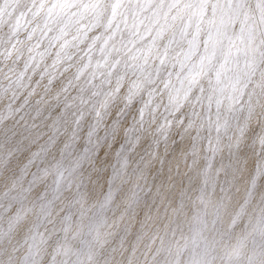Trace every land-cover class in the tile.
Returning <instances> with one entry per match:
<instances>
[{"label":"snow or ice","instance_id":"snow-or-ice-1","mask_svg":"<svg viewBox=\"0 0 264 264\" xmlns=\"http://www.w3.org/2000/svg\"><path fill=\"white\" fill-rule=\"evenodd\" d=\"M235 3L240 33L224 34L209 21L203 39L202 0H0L7 56L15 54L0 92L24 124L22 139L47 137L40 146L46 152L61 138L71 147L83 134L87 146L118 149L131 126L137 138L180 149L194 133L188 155H196L198 141L210 153L206 184L217 153L239 151L254 109L264 107V38L256 42L246 0ZM252 11L264 24V0ZM261 175L264 155L255 161L253 188Z\"/></svg>","mask_w":264,"mask_h":264},{"label":"rangeland","instance_id":"rangeland-1","mask_svg":"<svg viewBox=\"0 0 264 264\" xmlns=\"http://www.w3.org/2000/svg\"><path fill=\"white\" fill-rule=\"evenodd\" d=\"M247 4L252 5L251 11L256 8L251 0H246ZM252 14L257 19L254 33L258 42L264 38V24L259 23L258 14L255 11H252ZM221 18L226 21L224 26L216 25L217 20ZM197 19L200 27L207 19L212 21L222 33L235 36L240 33L243 16L237 10L235 0H202ZM196 27L197 24L193 22L188 30L195 31ZM206 32L207 29L201 33V38L206 39ZM0 40H2L0 80H3L7 68H2L1 62L9 49L6 28L0 30ZM9 64L8 70L12 67V62ZM7 100L8 97L0 92V124L12 115ZM20 123L23 124L22 121ZM22 135L23 133L18 135L17 142L10 145L9 138L4 137L0 140L6 146L5 151L0 153V180L6 172H12L8 185L0 187V247L11 240L13 231L17 227L25 224L23 219L33 210L38 209L39 218L34 223L33 229L14 248V255L18 256L13 257V259L17 258L15 264H107L132 209L135 206H146L153 195V186L164 182V180L160 181L161 164L174 150L173 145L169 147L161 143L156 146L151 143V137L143 142V134L137 138L131 126L125 130L127 139L118 149L111 143L101 146L93 142L87 146L81 134L79 142H68L71 147H65L67 138H61L55 144L49 145L46 152H41L40 146L45 144L47 137L34 144L30 138L22 139ZM261 140L260 137V143ZM129 141L132 142V146L122 158L119 157ZM56 145L60 146V151L54 156H48L50 150ZM198 146H203L205 150L202 154L203 163L199 169V174L202 176L200 181H203L197 185L191 184L175 204L178 212L189 216L186 218L185 227L187 235L179 236L181 223L171 220L160 242L159 247L162 252L156 255L151 264H161L167 258L179 259L183 264H193L194 253L197 254L196 264H261V260L264 259L261 256V252L264 251V212L262 211L259 212L261 220L249 228L250 238L239 235L234 241L236 251L242 248L247 249L246 258L241 260L238 256H230L219 261L217 250L222 244L231 245V232L242 227L240 224L242 211L251 203L254 193L264 188V183L261 182L264 175L256 180L254 188L250 180L243 195L244 203L229 223L231 230L226 234L217 233L216 229L221 225L224 216L221 208L222 201L234 195V191L228 185L229 178L226 175L216 182V172L220 170L223 172L225 169V163L219 158L220 152L217 153L211 169L207 172L205 184V157L210 153L207 151L206 142L198 141L196 147ZM191 150L192 147L185 153L182 161L188 166L192 163L191 156L188 155ZM97 152L100 153L98 159ZM25 153H29V156L22 163V167L13 168L12 161ZM46 156L50 158L49 164L44 161ZM260 156L262 155L254 156V162ZM107 160H110V164L106 162ZM155 160H158V167L149 171V167L157 163ZM101 163H108L109 182L106 184L105 192L94 202V205L88 207L87 215L82 220L77 217L78 209L75 204L83 196L88 177L100 167ZM15 169L18 170L13 173ZM113 169L117 172L114 173ZM213 194L221 195L222 199L207 213L206 206ZM121 195H127V198L123 201L124 206L117 209L116 200ZM262 207L261 209L264 210V205ZM73 226L77 229L76 236L70 235ZM173 233L174 237L170 238ZM168 235L169 237H166ZM207 235H213L214 246L206 250L202 241ZM151 246L152 244L145 245L147 252L152 248ZM124 262V258L119 261L120 264ZM8 263L4 260L0 264ZM133 264H147V262L136 253Z\"/></svg>","mask_w":264,"mask_h":264},{"label":"bare ground","instance_id":"bare-ground-1","mask_svg":"<svg viewBox=\"0 0 264 264\" xmlns=\"http://www.w3.org/2000/svg\"><path fill=\"white\" fill-rule=\"evenodd\" d=\"M251 2L253 5L257 6V0H251ZM246 6L249 9L248 15L251 21V19L254 18L251 11L252 5L247 4ZM208 22L209 20L205 19L202 23L201 33L208 29ZM177 23H179V20H177ZM225 23L226 21L221 18L217 20L216 25L224 26ZM252 27L254 30V25H252ZM13 55L11 57L6 55L5 59L1 62V67L7 68L5 70V74L9 71V63L15 59V54ZM247 123V132L239 145V151H237L234 147L232 149V154L230 155L227 148H223L219 153L220 160L225 163V169L223 172H221V170L216 172V182H219L222 176L226 175L229 178L228 185H230L231 189L234 191V195L226 197L221 204L224 216L221 225L216 229V232L220 234H222V232L226 234L231 230L229 223L235 218L238 209L244 203L245 199L243 198V195L249 186L255 164L253 157L257 155H264V145L260 143V137L264 139V107L257 106L254 109L252 117ZM23 128L24 124L18 122V116L12 113V115H9V118L5 122L0 124V140H3V138L6 137L9 138V145L16 143L17 136L23 133ZM174 131L175 129H173V132ZM193 134L194 133L186 134L182 147L180 149L174 148V150L170 152L168 158L161 164L160 181L164 180V182L153 186V195L151 199L147 201L148 203L146 206H135L132 209L131 213L127 217L128 220L125 222L126 224L123 226V229H121V236L115 244L112 257L109 259L107 264H120L119 261L122 260V258L125 260L124 264H133L136 253H138V255L142 257L147 264H151L152 261H154L153 258H156V255L162 252L159 247L161 246L160 242L162 241V236L169 227L171 220L176 223H181L179 236L184 237L187 235L185 227L187 225L186 218L189 216L178 212L175 208V204L177 199L186 193V189L191 186V184L197 185L199 182L201 183L203 181H200L202 176L199 174V169L203 163L202 154L205 152L203 146L196 147V155L190 157L192 159L190 166L182 162L185 157V153L192 147ZM149 137L150 136L143 135V142ZM168 145L169 147L172 146L171 141ZM5 148L6 146L0 142V153H3ZM59 151L60 146L56 145L54 149L50 150L48 156H54L55 153H58ZM103 151L105 152V149ZM28 156L29 153H25V155L13 160L12 167L16 168L19 166V168H21L22 163ZM193 160H195L196 163H193ZM44 161L46 164L51 162L50 158L47 156ZM109 161L110 160H107L106 162L109 163ZM155 161L157 163H153L149 167V171L158 167V160ZM108 163H104L103 167H101L100 164V167L92 172V175H90L87 179L81 200L75 204L78 209L77 217L82 220L87 215L88 207L94 205V202L106 190V184L109 182ZM17 170L18 169H15L13 173ZM11 174L12 172H6L4 174L3 178L0 180V187L8 185V180ZM261 182L264 183V179ZM263 195L264 188L254 193L251 197V203L243 209V215L240 221L242 227L240 229L237 228L234 232H231L232 243L230 246H224L223 244L219 246L217 250L220 257L219 261H222L223 259H226V257L230 256H238V258H241L242 260L245 256H247L246 248H242L237 251L235 250L234 241L239 235L250 238L251 231L249 228L251 225L258 223L261 220L259 212H264V210L261 209L263 208L262 205H264V203L262 204V202H264ZM126 198L127 195H121L116 200L115 205L117 209L124 206L123 201ZM221 199V195L219 196L218 194H213L210 197V201L208 202L209 204L206 206L207 213H209L212 207L219 203ZM38 218L39 210L36 209L23 219L25 224L17 227L13 231L11 240L7 244L0 247V263H3L4 260H7L9 262L8 264L16 263L17 258L13 259V257L18 256L14 255V248L20 243V241L26 238V235L33 229L34 223L37 222ZM150 230L151 233L149 232ZM70 235H78L76 227H72ZM166 237H169V235ZM172 237H174V233L170 236V238ZM213 243V235H207L203 238L202 245L206 250L207 248L213 247ZM147 244H152V248L148 252L145 247ZM172 254L174 255L173 252ZM161 264H183V262L179 261V259L173 260L172 258H167L164 259Z\"/></svg>","mask_w":264,"mask_h":264}]
</instances>
